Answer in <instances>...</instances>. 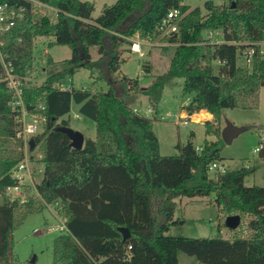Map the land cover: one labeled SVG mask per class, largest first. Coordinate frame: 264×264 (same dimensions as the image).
I'll return each mask as SVG.
<instances>
[{
	"label": "trees",
	"instance_id": "obj_1",
	"mask_svg": "<svg viewBox=\"0 0 264 264\" xmlns=\"http://www.w3.org/2000/svg\"><path fill=\"white\" fill-rule=\"evenodd\" d=\"M45 1L62 13L51 20L28 12L6 35L4 52L23 77L34 65L39 37H54L55 43L70 46L72 54L59 65L48 57L43 83L24 89L26 109L47 117L45 129L34 137L45 163L37 183L42 199L19 205L3 196L0 264H15L14 230L29 213L48 204H60L67 227L54 240L53 264H180V252L206 264H264V184H245L254 167L211 177L210 164L221 159L219 141L205 140L199 150L191 133L186 143L177 145L179 154L164 156L153 128L164 89L175 78L184 79L182 94L190 99L184 106L189 114L205 109L219 119L223 108L258 107L264 57L257 47L249 67L242 64L239 52L248 43L264 41V0H228L227 4L206 0L205 12L183 0H116L106 4L94 21L90 0ZM174 8L182 13L179 31L162 36L178 43L168 69L147 86L126 74L114 78L126 61L123 45H130L129 38L137 32L156 38L158 25ZM219 28L225 41L205 38V31ZM92 47L99 53L95 60ZM82 67L92 73L97 68L108 88L94 92L90 86H55ZM139 93L147 97L154 116L135 110ZM10 97L0 82V190L17 182L9 172L24 156L16 138L22 122ZM40 103L45 110L39 109ZM73 103L95 122V138L86 136L81 149L59 130L71 126L68 114ZM259 155L264 157V149ZM211 193L223 218L241 216L235 229L228 227L231 236L167 234L185 221L175 218L176 198ZM120 227H127L130 236L125 238Z\"/></svg>",
	"mask_w": 264,
	"mask_h": 264
},
{
	"label": "rangeland",
	"instance_id": "obj_2",
	"mask_svg": "<svg viewBox=\"0 0 264 264\" xmlns=\"http://www.w3.org/2000/svg\"><path fill=\"white\" fill-rule=\"evenodd\" d=\"M90 1L94 2L91 14V21H94L102 13L106 4H112L116 0ZM205 1L183 0V3L190 5L192 8L201 7L205 12ZM213 1L217 4L228 3V0ZM207 32L208 30L204 33L205 38ZM177 44L163 40V37L159 34L154 38L153 44L142 45L141 53L132 52L130 45H123V57L126 58V61L120 70L113 74V77L119 78L122 74H126L132 78H139L141 86H147L157 74L168 69ZM45 49L48 50L47 53H45ZM90 50L93 60L97 59L99 57L97 48L92 47ZM71 54L70 46L55 43L54 37H39L35 42L34 65L28 72L27 83H43L47 75L48 57H52L59 65ZM215 66L217 67L218 64L216 63ZM146 67H149L150 71H147ZM99 76L100 73L97 68L92 73L89 68L82 67L74 74V82L71 83L70 87L90 86L94 92L106 90L108 84L106 81L100 80ZM68 79L69 77L64 78L63 82L68 83ZM183 80V78H175L165 87L162 99L158 104L160 114L153 121V128L160 143L161 155L179 154L177 145L186 143L191 133H193L191 139L197 148H201L205 140L219 141L221 154L219 161L224 163L225 171L247 167V165L252 166L254 171L246 176L245 184L263 185L264 157H261L258 152H254V149L264 138V86L261 87L259 92L258 107L223 108L219 119H215L213 114L210 117L205 113L198 117V120H202V122L187 118V123H183V119L180 118V111L186 110L184 106L190 100L188 96L182 94ZM77 105L73 103L71 112L68 114L71 127L81 128L85 132L91 130L90 133L93 134L94 121L84 115L80 116ZM149 106L151 105L148 103L147 97L145 98L143 94L139 93L138 101L134 104V107L147 114L146 110ZM153 113L148 116H154ZM187 114L189 113L187 112ZM196 118L194 116V119ZM176 120L179 122L177 123ZM208 120H210V123H207ZM228 121L237 126H246V129L239 133L230 144H227L222 137V130ZM86 127H89V129ZM31 153L35 158V149ZM34 167H36L34 172H38V169L43 168L40 161L37 164L34 163ZM219 172L221 171L212 169L209 174L211 177H216ZM42 177L43 172H38L34 178V183L40 182ZM215 196V193H211L208 196H181L176 198L175 218L185 221L182 224L173 225L167 234L189 237L231 236L233 231L225 226V218L220 213L215 202ZM22 209L23 207L17 208L16 217L20 216ZM64 216L65 213L60 204H48L41 211L29 213L13 233L15 264H53L54 240L60 234L65 233L56 229V227L61 224V220L65 221ZM33 258H35V261H32ZM179 262L180 264H206L194 255L185 252L179 253Z\"/></svg>",
	"mask_w": 264,
	"mask_h": 264
},
{
	"label": "built area",
	"instance_id": "obj_3",
	"mask_svg": "<svg viewBox=\"0 0 264 264\" xmlns=\"http://www.w3.org/2000/svg\"><path fill=\"white\" fill-rule=\"evenodd\" d=\"M30 12L32 15L40 14L49 16L51 20H56L62 11L55 5L45 0H5L0 1V82L5 83V87L10 92V105L17 109L19 114L18 118L22 122V128L18 131L16 138L21 140L22 145L20 149L23 150V158L11 169L9 172L10 176L16 179V183L7 185L0 190V203L3 200V196L8 197L12 201L18 202L19 205H23L29 202L31 199L39 200L42 199L41 194L38 191L37 184L34 183V178L38 172H44L45 163L43 161V153L40 150V145L35 143L33 149H31L30 140L36 135L41 133L45 129L47 117L43 112H29L26 109L23 93L27 86L33 85L27 83V76H20L16 72L11 56L4 52L5 38L6 35L13 29L16 24L26 17L27 13ZM182 13L179 8L171 9L167 15L162 19L157 27V31L161 36L170 35L179 31L178 20L181 18ZM207 38H213L218 42L225 41L223 29H210L207 32ZM130 49L133 52L141 53L143 44H153L154 38L152 36L142 37L139 32L134 36L130 37ZM257 47H259L258 53L261 57H264V41H256L248 43V45L239 52L240 60L243 65L252 66L254 57L257 53ZM45 49V53H47ZM68 83L63 80L57 82L55 86L60 89H70V85L73 82V78L69 77ZM40 110H45L46 105L44 103L39 104ZM146 110L147 114L150 115L154 112V109L149 106ZM139 113L140 109L135 108ZM150 111V113H149ZM192 114L180 115L183 119V123H187V118H191ZM178 119V118H177ZM178 123L179 121L176 120ZM35 149L36 157L33 158L32 150ZM199 150L201 148H198ZM264 149V138L260 141L259 145L254 149V152H260ZM41 162L42 169H38V172H34L36 167L34 163ZM249 166V165H247ZM209 169H216L221 172H225L224 164L219 160L212 162ZM28 178V179H27ZM38 183V182H37ZM32 186H31V185ZM65 221L61 220V224L56 227L60 231H67Z\"/></svg>",
	"mask_w": 264,
	"mask_h": 264
},
{
	"label": "water",
	"instance_id": "obj_4",
	"mask_svg": "<svg viewBox=\"0 0 264 264\" xmlns=\"http://www.w3.org/2000/svg\"><path fill=\"white\" fill-rule=\"evenodd\" d=\"M208 116H212V113L208 110H205ZM246 129V126H237L231 121L226 123V126L222 130V137L227 144H230L233 139ZM59 130L65 132L71 139V145L76 149L83 148L85 135L79 129H75L71 126H60ZM31 149L35 146V138L30 140ZM241 222V216L239 214H232L225 218V224L231 229H235ZM120 230L123 232V236L126 238L130 236V231L127 227H120ZM32 261H35L33 258Z\"/></svg>",
	"mask_w": 264,
	"mask_h": 264
},
{
	"label": "crops",
	"instance_id": "obj_5",
	"mask_svg": "<svg viewBox=\"0 0 264 264\" xmlns=\"http://www.w3.org/2000/svg\"><path fill=\"white\" fill-rule=\"evenodd\" d=\"M133 52V51H132ZM73 82H74V78H73ZM145 98H146V96H145ZM77 109L79 110V104L77 105ZM204 111H205V109H203ZM202 111V110H201ZM198 113H200V111L199 112H195V113H193L192 114V116H191V118L194 120V121H200V122H202V120H197V119H194V116L196 115V114H198ZM182 114H187V111L186 110H181L180 111V115H182ZM80 116H83V115H81L80 114ZM79 116V117H80ZM87 129H89V127H86ZM85 128V129H86ZM93 128H94V133L92 134V133H90V131L88 132L87 130H86V132L83 130V129H81V128H76V129H79L80 131H82L83 133H84V135H85V137L86 136H89V137H91V138H95V136H96V129H95V122H94V124H93ZM92 128V129H93ZM224 164V163H223Z\"/></svg>",
	"mask_w": 264,
	"mask_h": 264
},
{
	"label": "bare ground",
	"instance_id": "obj_6",
	"mask_svg": "<svg viewBox=\"0 0 264 264\" xmlns=\"http://www.w3.org/2000/svg\"><path fill=\"white\" fill-rule=\"evenodd\" d=\"M206 112L205 111H201L200 113L196 114L195 116L197 117L196 119L198 120L199 116L204 115ZM211 117V116H210ZM203 119V118H202Z\"/></svg>",
	"mask_w": 264,
	"mask_h": 264
}]
</instances>
